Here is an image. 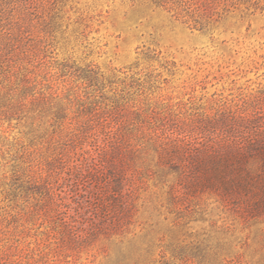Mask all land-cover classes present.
<instances>
[{
  "label": "rangeland",
  "instance_id": "rangeland-1",
  "mask_svg": "<svg viewBox=\"0 0 264 264\" xmlns=\"http://www.w3.org/2000/svg\"><path fill=\"white\" fill-rule=\"evenodd\" d=\"M187 2L0 0V264H264V202L175 200V175L132 139L139 181L119 224L107 186L62 162L93 150L78 134L136 137L264 94V0Z\"/></svg>",
  "mask_w": 264,
  "mask_h": 264
},
{
  "label": "trees",
  "instance_id": "trees-1",
  "mask_svg": "<svg viewBox=\"0 0 264 264\" xmlns=\"http://www.w3.org/2000/svg\"><path fill=\"white\" fill-rule=\"evenodd\" d=\"M157 1L161 5L176 3L180 11H190L187 0ZM155 115L149 116L148 123L156 121ZM157 119L158 125H139L136 137L107 129L102 144L96 143L94 133H77V142L93 139V150L81 149L74 152L75 159L62 161L66 170L75 173V182L88 179L107 186L106 202L118 214L119 224L134 208L140 173L135 145L145 151L152 147L156 166L175 175L170 186L175 200L182 194L208 191L224 199L244 195L252 197L255 205L264 202V94L244 108L187 117L165 114ZM132 139H136L135 145Z\"/></svg>",
  "mask_w": 264,
  "mask_h": 264
}]
</instances>
